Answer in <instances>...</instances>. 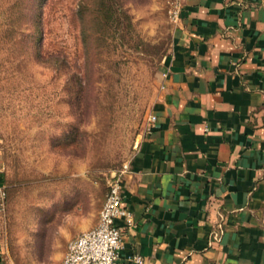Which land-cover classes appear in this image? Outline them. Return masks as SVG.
Instances as JSON below:
<instances>
[{
	"label": "rangeland",
	"instance_id": "1",
	"mask_svg": "<svg viewBox=\"0 0 264 264\" xmlns=\"http://www.w3.org/2000/svg\"><path fill=\"white\" fill-rule=\"evenodd\" d=\"M181 0H0L6 263L62 264L158 100Z\"/></svg>",
	"mask_w": 264,
	"mask_h": 264
},
{
	"label": "crops",
	"instance_id": "2",
	"mask_svg": "<svg viewBox=\"0 0 264 264\" xmlns=\"http://www.w3.org/2000/svg\"><path fill=\"white\" fill-rule=\"evenodd\" d=\"M180 3L157 120L124 176L120 258L264 264V0Z\"/></svg>",
	"mask_w": 264,
	"mask_h": 264
},
{
	"label": "built area",
	"instance_id": "3",
	"mask_svg": "<svg viewBox=\"0 0 264 264\" xmlns=\"http://www.w3.org/2000/svg\"><path fill=\"white\" fill-rule=\"evenodd\" d=\"M181 16V3L173 12L177 23ZM157 116L151 114L146 123V130H151ZM129 163L110 181L107 196L100 212L98 223L80 233L68 244L67 253L62 264H144L143 257L135 253L126 259L120 258L123 243V229L117 225V219L124 217L129 225L133 224V214L123 206L125 190V174L129 171ZM6 189L0 185V213L6 199ZM13 264V263H6Z\"/></svg>",
	"mask_w": 264,
	"mask_h": 264
}]
</instances>
